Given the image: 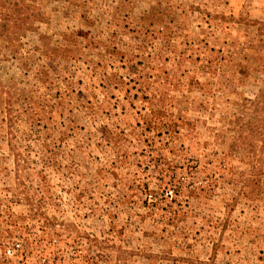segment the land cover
Masks as SVG:
<instances>
[{"label":"rangeland","instance_id":"374dc122","mask_svg":"<svg viewBox=\"0 0 264 264\" xmlns=\"http://www.w3.org/2000/svg\"><path fill=\"white\" fill-rule=\"evenodd\" d=\"M0 264H264V0H0Z\"/></svg>","mask_w":264,"mask_h":264}]
</instances>
